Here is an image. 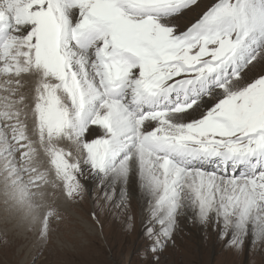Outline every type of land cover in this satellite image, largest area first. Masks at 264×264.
Masks as SVG:
<instances>
[{
    "label": "snow or ice",
    "instance_id": "6c2138e0",
    "mask_svg": "<svg viewBox=\"0 0 264 264\" xmlns=\"http://www.w3.org/2000/svg\"><path fill=\"white\" fill-rule=\"evenodd\" d=\"M197 4L0 0V172L14 194L50 172L69 201L85 174L125 201L133 183L156 264L184 215L237 249L264 242V0H211L173 22ZM45 206L41 238L63 218Z\"/></svg>",
    "mask_w": 264,
    "mask_h": 264
},
{
    "label": "rangeland",
    "instance_id": "374dc122",
    "mask_svg": "<svg viewBox=\"0 0 264 264\" xmlns=\"http://www.w3.org/2000/svg\"><path fill=\"white\" fill-rule=\"evenodd\" d=\"M210 2L198 0L196 6L176 16L173 22L184 28ZM261 70L264 65L255 69ZM35 165L42 170L50 167L43 154ZM5 175L0 173L3 181H0V264H156L149 251L151 241L146 237L144 213L137 200H132L133 194L128 192L127 200H122L119 191L112 192L107 184L101 186L97 180L94 187L87 189L83 182L88 177L85 174L80 177L83 191L75 201H69L58 183L53 187L51 181L55 177L50 172L44 180L30 184V191L36 195L19 198L18 204H12L8 193L13 190ZM38 175L25 173V181ZM54 199L63 218L52 219L47 237L41 238V219L48 208L34 206L52 205ZM179 218L174 243L158 253V264H264V244L253 243L251 236L244 238L240 253L234 255L237 248L232 249L227 239L221 238L218 225L209 221L208 226H194V218L186 215ZM204 233H209V237Z\"/></svg>",
    "mask_w": 264,
    "mask_h": 264
},
{
    "label": "bare ground",
    "instance_id": "6f19581e",
    "mask_svg": "<svg viewBox=\"0 0 264 264\" xmlns=\"http://www.w3.org/2000/svg\"><path fill=\"white\" fill-rule=\"evenodd\" d=\"M184 16H186V15H184ZM30 120H29V126H30ZM0 173H2V172H0ZM1 177V176H0ZM96 179L95 178H93V177H90V176H88L83 182L85 183V186H86V188L87 189H91L92 187H94V185L95 184H97L96 183V181H95ZM0 181H2L1 179H0ZM3 182V181H2ZM9 184V183H8ZM1 187H3V186H1ZM96 187H98L97 185H96ZM102 188V187H101ZM99 189V188H98ZM118 189H119V186H117V191H118ZM128 192L129 193H131V194H133V198H132V200L134 199V200H137V203H138V206L143 210V215H144V221L146 220V211H145V205H144V202H143V200L140 198V196H139V194H138V189L136 188V186L133 184V183H130L129 184V188H128ZM38 195V194H37ZM8 196H9V201L12 203V204H18L19 203V198H21V197H18V195H16V194H14V192L13 191H10V193H8ZM47 197V196H46ZM59 199V198H58ZM21 200V199H20ZM24 200V199H23ZM23 200H21V201H23ZM131 200V199H130ZM27 203V202H26ZM24 204V203H23ZM27 205V204H26ZM37 205V204H36ZM28 206V205H27ZM30 208V207H29ZM15 209L16 210H19V208H18V206L16 205V207H15ZM135 209H136V207H135ZM137 210V209H136ZM135 210V211H136ZM24 215H25V213L27 212L26 211V209L24 208ZM28 213H26V215H27ZM100 214V213H99ZM186 216H190V214L189 215H186ZM34 217V216H33ZM179 220H180V218H178ZM22 220V219H21ZM30 220V219H29ZM182 221L184 220V218H182L181 219ZM195 220V219H194ZM26 221V220H25ZM104 222V221H103ZM181 222V221H180ZM30 223V222H29ZM194 226H202L201 225V223H199L197 220H195L194 221ZM106 224V223H105ZM104 224V225H105ZM107 225V224H106ZM178 225V224H177ZM183 225V224H182ZM207 226H208V224H206ZM22 226V225H21ZM208 231V230H207ZM206 231V232H207ZM176 233V232H175ZM205 235L204 236H207V237H209L208 236V234L209 233H204ZM105 235V234H104ZM206 242V241H205ZM204 242V243H205ZM209 242V241H208ZM203 243V244H204ZM177 244V243H176ZM228 244V243H227ZM226 244V245H227ZM259 244H264V242H260ZM223 245L224 244H222V246L221 247H223ZM203 246H205V245H203ZM233 246H231V248H232ZM241 249H242V247H240ZM240 248L239 249H237V250H234V251H236L237 253H234L233 252V254L234 255H238L239 253H240ZM257 248V247H256ZM233 249V248H232ZM236 249V248H235ZM230 250V249H229ZM262 250H264V248H262ZM236 257H239V256H236ZM238 259V258H237Z\"/></svg>",
    "mask_w": 264,
    "mask_h": 264
}]
</instances>
